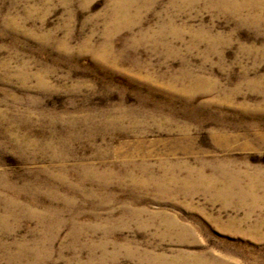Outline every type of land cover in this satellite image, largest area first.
Returning a JSON list of instances; mask_svg holds the SVG:
<instances>
[{
  "label": "rangeland",
  "instance_id": "rangeland-1",
  "mask_svg": "<svg viewBox=\"0 0 264 264\" xmlns=\"http://www.w3.org/2000/svg\"><path fill=\"white\" fill-rule=\"evenodd\" d=\"M0 149V264H264V0H0Z\"/></svg>",
  "mask_w": 264,
  "mask_h": 264
},
{
  "label": "bare ground",
  "instance_id": "bare-ground-1",
  "mask_svg": "<svg viewBox=\"0 0 264 264\" xmlns=\"http://www.w3.org/2000/svg\"><path fill=\"white\" fill-rule=\"evenodd\" d=\"M247 176V175H246ZM248 182V181H247ZM264 187V184H262ZM261 184L257 182V180L254 181L253 185L251 186V188L249 189L250 192H252V195H254V192L256 191V188L260 187ZM241 193V192H240ZM243 193V192H242ZM241 193V195H243ZM240 196V195H239ZM244 196V195H243ZM245 212V211H244ZM255 228V227H254ZM183 254V253H182ZM184 257V256H183ZM170 259V258H169ZM165 262V261H164ZM167 264H187L186 259L184 260L183 258L180 257V259H175L172 260L170 263Z\"/></svg>",
  "mask_w": 264,
  "mask_h": 264
},
{
  "label": "snow or ice",
  "instance_id": "snow-or-ice-1",
  "mask_svg": "<svg viewBox=\"0 0 264 264\" xmlns=\"http://www.w3.org/2000/svg\"><path fill=\"white\" fill-rule=\"evenodd\" d=\"M192 120H193V122H195V120H196V117L195 116H193L192 117ZM4 149H0V151H3Z\"/></svg>",
  "mask_w": 264,
  "mask_h": 264
}]
</instances>
